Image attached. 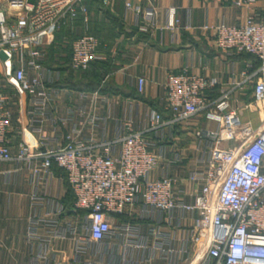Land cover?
<instances>
[{"label":"built area","instance_id":"2783aa9c","mask_svg":"<svg viewBox=\"0 0 264 264\" xmlns=\"http://www.w3.org/2000/svg\"><path fill=\"white\" fill-rule=\"evenodd\" d=\"M256 1L231 3L252 7ZM127 6L131 7L130 3ZM136 9L141 11L140 6ZM156 14L152 6L144 14L152 28L156 26ZM174 14L171 8L168 27L178 23ZM79 17L89 20L84 0H6L5 5H0V59L7 81L29 98L37 121L67 123L75 114L82 118V125L72 127L64 143H54L41 129L38 136L24 129L18 151L13 154L7 137L11 114L0 94V161L40 159L42 165L34 168L35 175L52 164L64 169L74 193V208L85 212L82 224L91 243L123 231L126 243L141 246L135 242L132 222L122 223L115 230L111 215L135 213L140 218H152L160 213L168 221L175 210L196 211L194 224L179 251L181 258L186 256L187 264H264V120L257 129L241 120L238 106L232 105L233 93L241 82L221 87L220 94L211 98L208 92L220 84L218 79L187 70L171 72L165 83L167 119L152 110L149 126L143 131L132 130L131 120L125 119V135L113 140L85 139L83 129L94 130L104 117L95 112L93 105L79 110L70 105L64 117L53 118L51 104L69 90L54 85L61 71L44 64L45 45L69 20ZM205 27L213 29L219 49L231 55L245 51L258 58V70L246 75L245 80L253 81L258 72L264 71V22L250 15L240 25L221 22ZM100 46V39L88 31L74 39L72 67L87 69L93 61L103 59ZM137 83L138 91L143 92L145 78L138 77ZM80 94L88 97L86 92ZM253 94L254 102L247 106L251 111L261 110L263 79H255ZM200 113L218 126L195 133L208 157L204 172L196 170L188 176L200 186L193 194L194 203H187L175 193L177 178L167 171L153 176L163 155L149 148L145 133L183 123ZM38 222L39 219L31 222L30 236L37 235ZM152 234L160 241L158 248L169 254L176 251L170 246L163 248L169 244L165 242L169 236L161 227H153ZM85 250L78 248L80 254Z\"/></svg>","mask_w":264,"mask_h":264},{"label":"crops","instance_id":"0c3cea01","mask_svg":"<svg viewBox=\"0 0 264 264\" xmlns=\"http://www.w3.org/2000/svg\"><path fill=\"white\" fill-rule=\"evenodd\" d=\"M5 2L0 0V5ZM84 4L89 10L88 22L77 19L67 28L74 34L89 31L97 35L103 41L101 60L113 68L102 79L103 91L65 87L69 92L62 93L51 104L53 118L64 117L70 105L77 110L93 105L104 121L100 120L94 130L84 128L85 139L113 140L125 135L128 132L125 119L131 120L132 130L143 131L149 126L152 110L159 111L165 119L169 117L165 99L168 74L187 70L218 79L220 84L208 92L211 98L220 94L221 87L241 82L233 93L232 105L238 106L243 122L256 129L261 127L264 105L256 111L247 105L254 102L255 79L264 80V71L258 72L253 81L245 80L246 75L258 70L260 62L248 54L231 55L219 49L214 43L213 29L205 25L221 22L240 25L250 15L264 22V0H257L252 7H237L231 0H84ZM137 6L141 9L139 13ZM151 6L157 12L153 28L144 15ZM171 8L175 9L178 21L172 28L167 26ZM54 41L55 36L45 49ZM61 54L66 56L65 52ZM0 64L4 72L1 59ZM59 65L67 66L65 62ZM138 77L145 78L143 92L138 91ZM81 92L88 93V97H82ZM10 114L7 137L13 154L18 151L24 129L36 136L41 129L54 143H64L68 131L82 125L78 114L67 123L37 121L26 95L21 96L17 113ZM217 126L205 113H200L183 123L145 133L149 148L163 155L153 176L167 171L177 178L175 193L187 203H194L193 194L200 186L188 176L192 171L204 172L208 157L205 145L198 143L195 133ZM41 165L40 159L0 161V264H187L186 256L181 258L179 251L194 224L196 211L175 210L170 221L160 213L152 218H140L135 213L111 215L115 230L122 223L132 222L135 242L141 246L126 243L123 231L91 243L82 224L85 212L74 208L75 197L66 171L52 164L35 175L34 168ZM33 219H39L35 237L29 235ZM155 226L169 236L165 241L169 244L163 248L170 246L175 252L169 254L158 248L160 241L152 234ZM80 246L86 249L81 254Z\"/></svg>","mask_w":264,"mask_h":264},{"label":"trees","instance_id":"16d2710c","mask_svg":"<svg viewBox=\"0 0 264 264\" xmlns=\"http://www.w3.org/2000/svg\"><path fill=\"white\" fill-rule=\"evenodd\" d=\"M77 19L82 18L79 17L69 20L59 31L55 33V41L49 46L50 50L46 52L47 55L44 60V64L61 71L63 78L54 83V85L58 87H67L69 89L76 88L79 90L89 91L100 89L103 91L105 88L101 86V82L106 73L111 71L113 68L110 63L107 64V62H104L103 60H96L93 61L87 69H74L71 65L72 42L74 39L85 33L82 32L80 34H74L67 28L70 27L72 22ZM64 37L67 39L66 41H64ZM101 43L103 45L102 40ZM63 52L66 53L65 57L61 54ZM242 53L256 57L255 55L245 51L240 52L239 54ZM62 62H65L67 66H60L59 64H62Z\"/></svg>","mask_w":264,"mask_h":264},{"label":"rangeland","instance_id":"374dc122","mask_svg":"<svg viewBox=\"0 0 264 264\" xmlns=\"http://www.w3.org/2000/svg\"><path fill=\"white\" fill-rule=\"evenodd\" d=\"M50 45H47L46 49L49 51ZM50 55V54H49ZM0 64V94H2L5 97V105L6 108L12 113L14 116L20 105V98L23 95H20L15 89L12 84H10L5 76V72H3V68ZM2 68V70H1ZM63 78L62 73L60 74V77L57 79V81H60V79Z\"/></svg>","mask_w":264,"mask_h":264}]
</instances>
